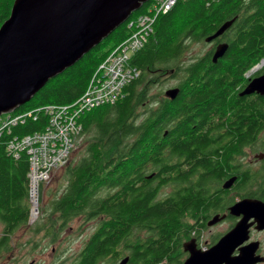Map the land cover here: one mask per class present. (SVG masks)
Listing matches in <instances>:
<instances>
[{
  "label": "trees",
  "instance_id": "obj_1",
  "mask_svg": "<svg viewBox=\"0 0 264 264\" xmlns=\"http://www.w3.org/2000/svg\"><path fill=\"white\" fill-rule=\"evenodd\" d=\"M13 2L0 0V26L9 18ZM153 2L143 4L102 43L10 114L77 99L108 52L131 34L129 23L146 14ZM233 18L221 60L214 64L203 56L193 63L181 62L189 37L196 34L193 39L204 43L205 37ZM108 42L111 47L103 49ZM262 61L264 0H178L155 20L145 45L133 54L130 66L138 75L124 87L123 97L82 117L78 138L84 136L82 155L63 167L65 185L41 208L45 215L36 222L34 233L46 230L55 239L57 231L74 218L95 220L94 231L72 264H115L126 255L129 264L176 263L185 222L201 208L187 200L191 197L188 189L197 183L188 180L182 167L189 141L206 139L199 131L208 122L210 109L224 110L218 95L233 91V84H243V73ZM203 76L208 81L201 85L198 78ZM209 76L220 83L215 89L209 88ZM168 77L178 81L180 98L171 102L164 92L149 97L155 82ZM142 105L145 112L138 114ZM219 116H225V111ZM46 124L47 115L41 112L36 120L27 118L0 133V251L6 250L7 241L31 213L28 157L25 152L15 157L8 144L41 131ZM166 189L181 192L161 198ZM44 193L41 184L40 202Z\"/></svg>",
  "mask_w": 264,
  "mask_h": 264
},
{
  "label": "flooded vegetation",
  "instance_id": "obj_2",
  "mask_svg": "<svg viewBox=\"0 0 264 264\" xmlns=\"http://www.w3.org/2000/svg\"><path fill=\"white\" fill-rule=\"evenodd\" d=\"M231 20L234 23L236 18ZM228 32L227 29L209 42H206L205 37L204 44L209 47L202 54H190V46L200 41L196 42L193 39L196 34L189 37L186 42L187 50L181 62L193 63L198 57L204 56L214 63L217 47L227 44L223 40ZM222 58L218 57L216 62ZM261 64L260 62L243 73L245 80L243 84H233V91L218 95L220 101L224 102L222 104L224 110L216 112L215 109H210L211 116L199 131L207 135L206 139L189 141L182 167L188 180L197 183L188 189L191 197L187 200L200 204L201 208L185 222L184 231L180 234V237L183 236L180 238L183 240L181 252L176 263H180L181 258L183 261L180 264H183L193 254L185 250V243H189L194 254L198 253L200 258V255L211 251L221 240H227L230 236L226 248H222L224 253L232 248L229 253L227 252L229 260L246 254L250 257L247 264H264V93L243 94L254 80L264 77V69L262 70L264 64ZM171 78L168 77L167 81L174 85L165 91L174 89L178 92L173 98L170 96L165 98L176 102L181 91L178 81L174 77ZM214 80L211 78L209 88L215 89L220 84ZM198 81L203 85L207 83L208 78L203 76L198 78ZM224 111L225 116H219ZM154 175L155 173L152 174ZM172 192L176 194L181 190L169 189L168 193ZM250 202L261 208L263 217H256L251 212H240L244 207H248ZM235 205L239 207L235 208ZM125 259L128 261L127 255L122 256L115 264H121ZM127 261L125 264H129Z\"/></svg>",
  "mask_w": 264,
  "mask_h": 264
},
{
  "label": "water",
  "instance_id": "obj_3",
  "mask_svg": "<svg viewBox=\"0 0 264 264\" xmlns=\"http://www.w3.org/2000/svg\"><path fill=\"white\" fill-rule=\"evenodd\" d=\"M148 1L14 0L9 18L0 26V116L15 112L31 101L49 80L74 66ZM232 23L233 20L224 23L206 42L220 36ZM225 48L226 45L217 47L214 63L224 54ZM248 87L243 94H263L264 77L254 80ZM177 92L167 90L165 97L173 98ZM237 207L239 205H235ZM240 212L263 217L261 208L251 202ZM30 214L35 217V213ZM230 239L228 236L227 240H221L200 258L198 253L193 255L194 250L185 243V250L192 255L183 264H198L199 260H209L207 264H247L250 257L246 254L229 260L232 248L228 246L230 251L223 252ZM244 256L247 257L242 262L238 261Z\"/></svg>",
  "mask_w": 264,
  "mask_h": 264
},
{
  "label": "built area",
  "instance_id": "obj_4",
  "mask_svg": "<svg viewBox=\"0 0 264 264\" xmlns=\"http://www.w3.org/2000/svg\"><path fill=\"white\" fill-rule=\"evenodd\" d=\"M177 1L154 0L146 14L132 20L129 23L131 34L111 49L95 69L84 92L73 103L48 105L25 113L0 116L1 133L10 125L23 123L27 118L36 120L41 112L47 115L44 129L14 138L8 144L9 152L15 157L22 152L28 157L31 211H37V200L33 196L38 197V187L47 184L53 172L68 163L75 141L81 134L82 117L98 106L114 104L123 97L124 87L138 75L135 68L130 66L133 54L145 45L153 32L155 20L167 13Z\"/></svg>",
  "mask_w": 264,
  "mask_h": 264
},
{
  "label": "rangeland",
  "instance_id": "obj_5",
  "mask_svg": "<svg viewBox=\"0 0 264 264\" xmlns=\"http://www.w3.org/2000/svg\"><path fill=\"white\" fill-rule=\"evenodd\" d=\"M110 45V42H108L104 45L103 49H109L111 47ZM208 47L209 45L204 44L203 42L192 44L189 48L190 54H202ZM103 61L104 60H102L101 63ZM155 83L156 85H153L151 90L148 92L149 97L163 93L167 88L174 85V83H170L169 80L167 81L166 78L164 80L158 79ZM57 105L66 104H53L52 106ZM142 107L137 109L138 114H143L145 112V108L143 107V110ZM6 115L3 118H5ZM83 140L84 136L78 139L77 143H75L76 147L72 148L73 150H71L69 156L70 162H75L81 157L82 150L80 146ZM62 170L63 168L54 171L52 176L56 175V177H54V179L51 177L47 184H43L45 187V193L43 194L41 202L37 196H33V199L35 201L37 200V211H31L35 213V217L30 216L25 225L18 227L14 231L11 238L7 241L6 250L0 251V264H72L73 261H75L83 243L89 238L95 229V220L84 222L80 218H74L68 223L63 231H57L58 233L55 239L47 236L46 230H41L38 233H34L33 231V228H36V222L39 221L41 216L44 217L45 215L41 212V208H45L43 205L53 199V193L59 191L61 184L65 185L62 180ZM168 192L169 189L163 190L160 197L162 198V196H166ZM31 208L32 204L30 202V210ZM42 223L45 228L49 227L46 220H43ZM2 232L3 226L0 223V238L2 236ZM179 259L181 260V263L183 259Z\"/></svg>",
  "mask_w": 264,
  "mask_h": 264
},
{
  "label": "bare ground",
  "instance_id": "obj_6",
  "mask_svg": "<svg viewBox=\"0 0 264 264\" xmlns=\"http://www.w3.org/2000/svg\"><path fill=\"white\" fill-rule=\"evenodd\" d=\"M89 52H90V51H89ZM89 52H88V53H89ZM86 54H87V53H86ZM86 54H85V55H86ZM85 55H84V56H85ZM82 58H83V57H82ZM251 86H252V89H253V88H254L253 85H251ZM251 86H250V87H251ZM248 88H249V87H248ZM227 244H228V243H227ZM227 244H225V247H224V248H226ZM193 255H194V252H193ZM213 255H214V254H213ZM213 255H212V256H213ZM217 257H218V256H217ZM246 257H247V256H244V257L240 258L238 261L242 262V260H243L244 258H246ZM207 258H208V257H207ZM204 259H205V258H204ZM202 260H203V259H202ZM205 260H206V259H205ZM199 263L207 264V263H209V260H207V261H203V262H202L201 260H199V261H198V264H199Z\"/></svg>",
  "mask_w": 264,
  "mask_h": 264
}]
</instances>
